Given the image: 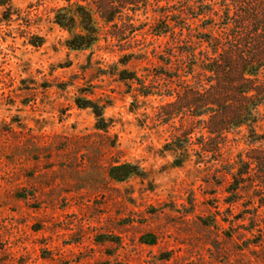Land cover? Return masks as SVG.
<instances>
[{
  "label": "rangeland",
  "instance_id": "1",
  "mask_svg": "<svg viewBox=\"0 0 264 264\" xmlns=\"http://www.w3.org/2000/svg\"><path fill=\"white\" fill-rule=\"evenodd\" d=\"M141 1L112 22L96 0H13L9 19L1 10L0 264H264L263 184L236 191L229 173L249 130L206 153L195 108L214 82L204 38H234L235 17L212 3L198 17L189 0ZM78 5L100 33L80 49L70 40L83 28L56 22ZM167 21L182 29L157 35ZM177 100L181 113L165 117Z\"/></svg>",
  "mask_w": 264,
  "mask_h": 264
},
{
  "label": "trees",
  "instance_id": "2",
  "mask_svg": "<svg viewBox=\"0 0 264 264\" xmlns=\"http://www.w3.org/2000/svg\"><path fill=\"white\" fill-rule=\"evenodd\" d=\"M12 1L0 0V12L3 8L6 9L2 10L4 19L10 18L6 12L11 8ZM165 1L169 4L173 0ZM95 3L100 17L112 22L126 8L131 5L139 6L142 1L96 0ZM209 3L221 5L223 12H228V15L230 13L232 19L235 17L238 33L229 40L204 38L205 42L214 45L215 52H213L214 57L208 58L205 66L206 71L214 78V82L209 89H200L195 94L197 97L195 108L198 109L196 116L200 117V121L204 124L203 129L208 133L205 137L206 141L201 142L202 150L206 153L221 152L223 146L227 145V140L219 142L217 141L219 138H227L229 131L247 127L250 148L245 155L240 154L234 163H229V173L233 177L232 186H236L237 191L243 183L257 180L264 188V133L257 132L254 125L257 123L254 117L259 115L260 103L264 101V76H261L264 69V0H189L191 9L196 10L198 17L210 15L207 11L200 12V8ZM168 13L165 17L167 15L169 17ZM56 22L70 31L77 25L83 28L82 33L75 34L70 40L73 48L89 47L99 39L100 33L94 13L87 6L78 5V10L74 14L70 11H60ZM158 26L153 30L159 36L182 29L178 21H167L165 28L161 30H156ZM42 41L40 38L39 42L32 44L40 46ZM126 73L124 70L122 75ZM88 103L90 105L85 106L93 107L96 115L102 118L103 113L99 106L92 102ZM178 104L179 100L166 104L163 107L165 117H173L181 113L180 108H175ZM205 114L208 115L207 119L202 118Z\"/></svg>",
  "mask_w": 264,
  "mask_h": 264
}]
</instances>
